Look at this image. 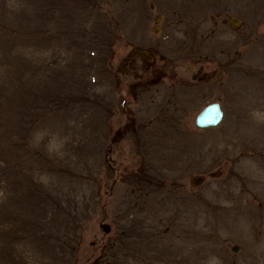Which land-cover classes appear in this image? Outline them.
I'll return each mask as SVG.
<instances>
[{"label": "rangeland", "instance_id": "obj_1", "mask_svg": "<svg viewBox=\"0 0 264 264\" xmlns=\"http://www.w3.org/2000/svg\"><path fill=\"white\" fill-rule=\"evenodd\" d=\"M0 264H264V0H0Z\"/></svg>", "mask_w": 264, "mask_h": 264}, {"label": "water", "instance_id": "obj_2", "mask_svg": "<svg viewBox=\"0 0 264 264\" xmlns=\"http://www.w3.org/2000/svg\"><path fill=\"white\" fill-rule=\"evenodd\" d=\"M224 112L219 103H213L207 106L196 118V126L199 129L217 128L223 121ZM120 137V135H118ZM105 233L110 231L108 226H103Z\"/></svg>", "mask_w": 264, "mask_h": 264}, {"label": "bare ground", "instance_id": "obj_3", "mask_svg": "<svg viewBox=\"0 0 264 264\" xmlns=\"http://www.w3.org/2000/svg\"><path fill=\"white\" fill-rule=\"evenodd\" d=\"M247 174H251L250 171H247ZM250 176V175H249ZM256 177L259 178V176L256 174ZM241 220L237 221V224L239 226H244V230L245 232H248L249 233V237L252 239L251 235H252V225L253 223L256 221L255 220V217L252 216L251 214H247L243 217L240 218ZM258 219V217H257ZM241 231V230H240ZM252 242V240H250ZM253 245L256 246V243L255 241H253ZM165 250H167V248H164Z\"/></svg>", "mask_w": 264, "mask_h": 264}]
</instances>
